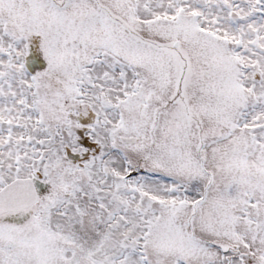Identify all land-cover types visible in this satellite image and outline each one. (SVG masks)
Wrapping results in <instances>:
<instances>
[{"label":"snow or ice","instance_id":"snow-or-ice-1","mask_svg":"<svg viewBox=\"0 0 264 264\" xmlns=\"http://www.w3.org/2000/svg\"><path fill=\"white\" fill-rule=\"evenodd\" d=\"M0 264H264V0H0Z\"/></svg>","mask_w":264,"mask_h":264}]
</instances>
